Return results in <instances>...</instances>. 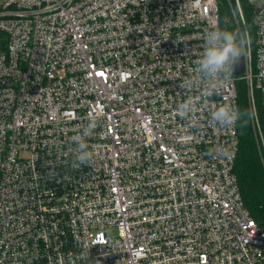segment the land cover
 <instances>
[{"label":"built area","instance_id":"built-area-1","mask_svg":"<svg viewBox=\"0 0 264 264\" xmlns=\"http://www.w3.org/2000/svg\"><path fill=\"white\" fill-rule=\"evenodd\" d=\"M250 2L251 27L240 0H0V264H264L237 124H209L243 80L262 135L264 0ZM226 7L250 36L245 69L182 119L180 84ZM93 118L92 160L74 168Z\"/></svg>","mask_w":264,"mask_h":264},{"label":"clouds","instance_id":"clouds-1","mask_svg":"<svg viewBox=\"0 0 264 264\" xmlns=\"http://www.w3.org/2000/svg\"><path fill=\"white\" fill-rule=\"evenodd\" d=\"M204 48L199 59L196 60L195 78L185 79L180 87L188 94L176 108V113L182 119H192L199 111L198 105L207 106L210 98L215 95L216 82L221 77L230 75L240 59L246 55L250 43L248 33H241L235 29L214 28L206 30L203 35ZM198 94L193 95V92ZM251 113L241 110L230 103L214 105L210 111L209 124L213 127L231 128L237 122L246 123ZM97 124L90 119L83 128L82 133L73 137L76 144L75 158L72 162L74 168L88 164L92 160V153L88 151L85 138L90 136ZM214 158L226 156V148H216L208 153Z\"/></svg>","mask_w":264,"mask_h":264},{"label":"trees","instance_id":"trees-1","mask_svg":"<svg viewBox=\"0 0 264 264\" xmlns=\"http://www.w3.org/2000/svg\"><path fill=\"white\" fill-rule=\"evenodd\" d=\"M247 24L251 27L250 0H240ZM227 6V5H226ZM226 15H223V14ZM223 28L235 29L234 19L227 7L221 15ZM7 35L0 30V51L6 47ZM238 107L251 113V118L246 123L237 122L239 136V151L236 157L234 171L237 175L238 185L246 207L251 215L259 222L264 223V105L261 94L255 90V102L262 135L255 127L250 106L248 89L245 81L237 82Z\"/></svg>","mask_w":264,"mask_h":264},{"label":"water","instance_id":"water-1","mask_svg":"<svg viewBox=\"0 0 264 264\" xmlns=\"http://www.w3.org/2000/svg\"><path fill=\"white\" fill-rule=\"evenodd\" d=\"M245 69V59L244 56L240 59L239 63L234 67L233 73L239 75Z\"/></svg>","mask_w":264,"mask_h":264},{"label":"rangeland","instance_id":"rangeland-1","mask_svg":"<svg viewBox=\"0 0 264 264\" xmlns=\"http://www.w3.org/2000/svg\"><path fill=\"white\" fill-rule=\"evenodd\" d=\"M258 0H254V2L257 3ZM223 15H226L225 13ZM227 16V15H226ZM108 234L114 237L116 235V230L115 229H110L108 230Z\"/></svg>","mask_w":264,"mask_h":264}]
</instances>
